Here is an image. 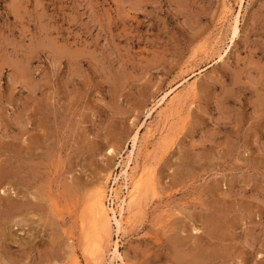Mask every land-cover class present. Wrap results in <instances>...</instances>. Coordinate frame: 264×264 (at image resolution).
I'll return each mask as SVG.
<instances>
[{
	"label": "rangeland",
	"instance_id": "374dc122",
	"mask_svg": "<svg viewBox=\"0 0 264 264\" xmlns=\"http://www.w3.org/2000/svg\"><path fill=\"white\" fill-rule=\"evenodd\" d=\"M1 199L0 264H264V0H0Z\"/></svg>",
	"mask_w": 264,
	"mask_h": 264
},
{
	"label": "bare ground",
	"instance_id": "6f19581e",
	"mask_svg": "<svg viewBox=\"0 0 264 264\" xmlns=\"http://www.w3.org/2000/svg\"><path fill=\"white\" fill-rule=\"evenodd\" d=\"M238 31H239V20H238V16H237L234 18V22H233V26H232L233 36L236 37L238 35ZM182 83L178 84L175 89L180 88L182 86ZM172 91H170V92L168 91L167 93H165V95H163V97L160 99V101L158 103V108L163 107L168 101H170V99L172 98V95L174 94ZM138 142H139V138L136 134L132 139V146H131L132 149L129 152L128 159L123 164L124 166L122 167V169L120 171V176L122 177V180L124 179L125 187H126V189H128V191H127V196L123 197V199L120 200L119 204L117 203L118 204L116 206L117 211L113 208L108 207V205H107V203H108L107 194L108 193H106V191L102 185L96 188V190L91 195L90 199L88 198L89 199L88 212H89L90 219H91L90 222L95 229L93 233H95V231H98V230L105 232V234L109 233L110 229H112L111 228L112 221H114L115 226H116L115 228H117V231L121 232L122 227H123L122 226V221H123L122 218H124L123 216H124L125 210H128L127 208L138 205L139 204L138 202L141 200L142 195L146 194L144 192L147 191L146 190L147 188H145L146 186H144V184H143V177L139 176L138 178H136V180H134L135 178L132 179L133 173L131 172V170H132V164H133V156L135 154V151H137L136 149L138 147L137 146ZM117 180L118 179L116 178L114 181L113 188L110 189L111 192L112 191L115 192L114 193V199H116V202H117V200L120 199V198L118 199L119 196H117V193H116L117 189H115L116 185H117V188L119 186ZM128 185H130V187H128ZM29 203L30 202H26V204H29ZM0 205H3L4 208H6L5 214L10 215V216L18 213L24 207V204H18V202H16V201L6 200V199L5 200L1 199ZM96 234H97L96 237L100 236L99 233H96ZM92 235H94V234H92ZM106 235H109V234H106ZM91 241H92L91 242L92 248L97 250L100 245H98L95 242V239H92ZM102 245H104V244H102ZM103 252H105V250ZM112 258L117 259V260L120 259L122 261V257L119 253L117 243L114 245V248L112 251ZM113 259H111V260H113Z\"/></svg>",
	"mask_w": 264,
	"mask_h": 264
}]
</instances>
